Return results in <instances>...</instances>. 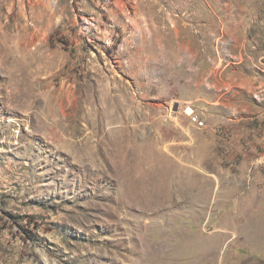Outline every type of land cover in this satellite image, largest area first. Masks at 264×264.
Masks as SVG:
<instances>
[{"label": "rangeland", "instance_id": "1", "mask_svg": "<svg viewBox=\"0 0 264 264\" xmlns=\"http://www.w3.org/2000/svg\"><path fill=\"white\" fill-rule=\"evenodd\" d=\"M97 1L82 27L48 0H0V264H264V116L205 102L218 16L237 22L214 6L232 0ZM105 97L141 162L109 158L122 115ZM146 175L150 192L177 183L172 202L143 209Z\"/></svg>", "mask_w": 264, "mask_h": 264}, {"label": "crops", "instance_id": "2", "mask_svg": "<svg viewBox=\"0 0 264 264\" xmlns=\"http://www.w3.org/2000/svg\"><path fill=\"white\" fill-rule=\"evenodd\" d=\"M48 1L49 4L53 3L52 8H57L61 11L66 10L64 17L70 21V25L77 24L79 21L82 27L83 25L94 27L98 25L99 3L97 0H93L94 2L91 1L88 4L89 9L85 7L84 2L86 0ZM62 3H65V5L60 6ZM198 4L201 7L202 4L206 7V9H201L203 12L208 9L210 11V8L202 0H198ZM46 5L48 4H42V8H46ZM214 7L215 11L218 12L226 11L227 14L235 17L237 22L231 23L230 19L227 25H224L223 20L218 16L221 28H217L214 31L220 33L217 39L221 42V45L225 44L224 48L227 44V50L222 51L218 48L217 69H212L213 74L207 80L215 91V99L211 102L205 100V102L213 106L221 105L226 110V107L231 105L233 100L235 103L244 101L248 104L242 105V108L246 107L245 110L247 109V112L245 115L242 113L236 114L234 117L236 122L240 123L242 119H246L244 117L251 116L249 112L256 110V107L258 111L256 110V113L252 112V114L257 118L263 119L264 110L261 111V107L264 104V0H259L258 2L256 0H232L228 4H217ZM52 8L49 9L50 12L54 10ZM188 8L200 12L198 8L194 9L191 6H188ZM230 16L228 18H231ZM232 19L234 20V18ZM203 20L200 21L201 30H205L211 25V22L216 21L214 18L211 20L204 18ZM225 77L229 78V81ZM223 78H225V81ZM199 100L204 101V99L198 98L196 101ZM222 110L217 108V113L221 112L224 115ZM223 115L217 118L210 117V120L222 119ZM225 119L224 115L219 124L224 123ZM210 132L215 133L214 129H210ZM247 134L251 135L254 133ZM246 166L249 167V165Z\"/></svg>", "mask_w": 264, "mask_h": 264}, {"label": "bare ground", "instance_id": "3", "mask_svg": "<svg viewBox=\"0 0 264 264\" xmlns=\"http://www.w3.org/2000/svg\"><path fill=\"white\" fill-rule=\"evenodd\" d=\"M103 107L106 105L113 107V111L109 113V117L112 118L114 116V113H121V120L119 118L113 119V124H119V126H116L113 129H121L120 133H116L119 142H116L115 140H110V154H108L109 158L112 157L113 160L118 159L119 161L124 162V166L130 165L134 161H142L143 156H136L135 147L129 146V144H125L124 142H127L128 140L135 139V141H138L139 138L137 136L135 126H129V124L125 121L124 118V106L121 101L116 100L115 98L111 97H105L102 103ZM58 125H60V121L58 122ZM119 134V135H118ZM137 139V140H136ZM138 145V144H137ZM117 146V149H116ZM169 147L172 146H165V152L170 154ZM109 149V147H107ZM145 168L146 162L145 159L143 160L142 164ZM131 171V170H130ZM153 178L150 175H146L145 178L142 181H138L135 183L136 187H144L146 190L144 193L140 194L144 197L141 198V206L144 207L143 209H148L150 205H155L157 208L164 207L165 205L169 204L173 200V196L176 194V182H170L165 185H161L160 183H156L155 185V191H149L151 188L149 185L153 183ZM193 187V186H192ZM195 189V187H193ZM190 189V188H189ZM193 191L192 189H190ZM181 204V203H180ZM220 231V230H217Z\"/></svg>", "mask_w": 264, "mask_h": 264}, {"label": "built area", "instance_id": "4", "mask_svg": "<svg viewBox=\"0 0 264 264\" xmlns=\"http://www.w3.org/2000/svg\"><path fill=\"white\" fill-rule=\"evenodd\" d=\"M111 0H106V4L110 3ZM186 105L185 113L186 115L191 119L192 122H196L199 126H202V123L198 120L197 116L195 115V112L193 108L188 106V103H184Z\"/></svg>", "mask_w": 264, "mask_h": 264}]
</instances>
